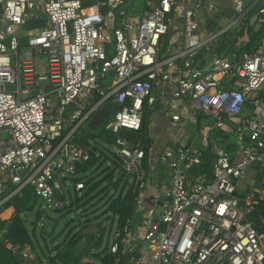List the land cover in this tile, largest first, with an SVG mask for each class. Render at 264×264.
Returning <instances> with one entry per match:
<instances>
[{
  "label": "built area",
  "instance_id": "1",
  "mask_svg": "<svg viewBox=\"0 0 264 264\" xmlns=\"http://www.w3.org/2000/svg\"><path fill=\"white\" fill-rule=\"evenodd\" d=\"M128 1L0 0V208L26 186L47 208L71 205L67 194L86 188L77 167L90 158L73 138L101 107L115 106L103 126L139 191V216L108 244L112 264H264V220L255 218L264 203V35L255 51H216L220 35L248 16L244 0H232L227 27L206 35L196 18L204 0H144L138 15ZM256 22L264 25V8ZM157 106L177 130L199 117L212 123L197 129L202 147L177 143L159 154L170 184L155 196L146 193L150 146L123 130L141 131ZM215 130L233 132L237 149L212 140ZM207 147L212 178L194 172ZM3 220L0 245L21 264H42L31 244L5 237Z\"/></svg>",
  "mask_w": 264,
  "mask_h": 264
},
{
  "label": "trees",
  "instance_id": "2",
  "mask_svg": "<svg viewBox=\"0 0 264 264\" xmlns=\"http://www.w3.org/2000/svg\"><path fill=\"white\" fill-rule=\"evenodd\" d=\"M124 8L131 14L139 13L143 10L139 11L133 0L128 1ZM227 33H224L219 38L216 45L218 53L229 54L234 50L237 53L244 51L251 52L257 50L259 47L261 38L264 35V25L256 28V24H251L248 20L239 30L234 31L232 39L226 37ZM147 116L148 114H144L143 127L146 125ZM98 138L112 145L115 142L116 135L106 130L102 125L101 128H93V131L87 137H80L78 139L74 136L73 140L86 146L90 152L89 160L82 165H78L77 173L79 175L74 178L76 181L83 180L86 188L81 196L76 195L71 205H66L56 210L67 209L72 211L73 205L76 206V209H80L84 205L83 199L89 201L95 197L106 195L111 188L113 193L110 194L104 204L106 206L104 214H107L106 218L110 220L109 226L100 222L97 225L96 233L77 231L70 238H68V234L62 242L53 245V252L50 254L51 248L48 246V242L53 243L55 240L50 233L45 236L44 228L41 229L40 233L37 232L36 225L42 219L43 211L38 208L40 202L33 186H26L21 193L14 195L0 208L1 213L8 207H14L13 215L9 219L2 221V226L6 228L5 237L20 247H23L25 244H31L32 249L37 254L38 261L42 262V264H112L113 258L107 252L108 243L100 251L92 252L91 248L97 250L105 239L106 234L108 232L109 235L111 234L114 225V236L119 239L123 235V227L127 220L134 216V204L139 191L133 183L128 185L129 179L122 170L121 163L116 156L113 154L112 157L108 156L89 142L90 140L95 141ZM226 148L231 150L232 146L226 145ZM213 160V153L207 147L204 150L202 163L194 170L195 174L206 172L208 177L212 178ZM143 161L146 168V156ZM98 176H101V178L98 179ZM258 176L260 179L262 176L261 172L258 173ZM116 191L117 194L115 193ZM24 213H28L29 216L32 213L34 214L35 226L31 228L27 227L26 219L23 217ZM256 214V224L260 225L261 220H264V203L258 206ZM48 220L52 221L50 218ZM73 220L75 221L74 217ZM85 222L88 223L89 220ZM84 227H87L86 223ZM39 234L44 240L43 245L38 238ZM85 238L87 240L84 242ZM40 251L42 254H47V257L44 256L48 260L47 263H44L43 259L40 258L38 253ZM85 257H89V260L84 261ZM21 261L22 257L20 254H12L11 251L0 245V264H21Z\"/></svg>",
  "mask_w": 264,
  "mask_h": 264
},
{
  "label": "crops",
  "instance_id": "3",
  "mask_svg": "<svg viewBox=\"0 0 264 264\" xmlns=\"http://www.w3.org/2000/svg\"><path fill=\"white\" fill-rule=\"evenodd\" d=\"M135 4V2H134ZM208 4H214L218 6L219 10L218 11H212L207 9ZM136 6V4H135ZM253 6V5H252ZM251 9V7H249ZM143 9V6H142ZM134 15H138V13H135ZM235 14H234V8L232 4V0H204V5L197 9L196 12V18L199 22V30L203 35L208 34L211 31H220L223 28L227 27L230 22L233 20ZM250 21L251 24H256V28L260 27L261 25L257 24V19L256 21H252V16L249 14L246 18H244L241 22H239L237 25L234 27L228 28L226 31H224L220 37L228 32L231 29L239 30L246 21ZM219 26V29H216V27ZM234 30V31H235ZM110 107V109L113 108V106H107ZM160 107H163V115L168 117L167 121V126L165 129L162 128L161 126V120H157L156 123L153 124V127H150L151 122L153 121V118L157 116V114L160 115ZM114 108L112 110V113L107 117H111V115L114 112ZM150 111L145 112V114H148L147 119H146V125L141 129V131H130V130H123L124 133L126 134L127 137H129L130 140H134V137H142L146 140V143H148V146L150 148H146L145 150V156L147 159V174H148V188L147 190V195H162L164 190L169 186L170 184V179L167 181V177L170 178L169 174V169L168 171L164 168L163 165H161L158 162V156L159 154L167 148H171L177 143H191L196 147H202V137L198 134L197 129L200 126V120L203 117H199L198 122L194 124H188V125H196L195 127V135H190L186 131V127L183 128L182 130H177L176 128L172 127L170 123V118L166 114V109L164 106H157L153 109H149ZM150 112V113H149ZM106 118V119H107ZM105 119V120H106ZM90 120V119H89ZM104 120V121H105ZM88 121V120H87ZM86 121V122H87ZM104 123V122H103ZM102 123V125H103ZM101 125V126H102ZM100 126V127H101ZM90 127V126H89ZM90 130L93 131V128L90 127ZM212 133L215 135H212ZM216 133H218L216 135ZM88 133L82 131V136L81 137H87ZM129 135V136H128ZM136 135V136H135ZM133 136V137H132ZM222 132L221 131H212L210 138L214 140L215 138H219V143L226 147V145H231L232 149L230 151H235L237 148L235 145H233L232 141H230V137L224 138L222 137ZM221 137V138H220ZM91 141V140H90ZM168 173V175H167ZM129 185V183H128ZM14 213V207H8L5 209L3 212L0 213L2 219L7 220L9 219ZM139 215L134 214V217L137 218ZM30 217V216H29ZM32 264H37V263H32Z\"/></svg>",
  "mask_w": 264,
  "mask_h": 264
},
{
  "label": "rangeland",
  "instance_id": "4",
  "mask_svg": "<svg viewBox=\"0 0 264 264\" xmlns=\"http://www.w3.org/2000/svg\"><path fill=\"white\" fill-rule=\"evenodd\" d=\"M133 2H135L137 9H139V11H140L142 9L143 4H144V0H133ZM140 13L141 12H139L138 14H140ZM216 29H219V26H217ZM234 30L235 29H231L228 31V33L226 34V37L228 39L229 38L232 39L234 37V34H233ZM165 45L169 46L168 38L165 41ZM110 81H111V79H108V83H110ZM147 111H150V110H147ZM160 111H162V112H160V115L157 114V116L155 118H153V121L151 122L150 127H153V124L156 123L157 120H161L160 124H161L162 128L163 129L166 128L168 117L163 115V112H164L163 107H160ZM89 121L90 120H88L87 122H85L82 125L80 130L75 134V137H77L79 139L82 136V131L86 132L88 134L92 131V130H90V127H89ZM200 122H201L200 126L207 125V124L212 123V119L209 117H203V118H201ZM195 127H196V125H187L185 129L188 132V134L195 135L194 134L195 133L194 132ZM123 134L126 135L127 133L125 134L123 131ZM212 135H213V133H212ZM230 141H232L233 143L237 142L236 136L233 132H231V134H230ZM89 142L92 145H95L98 150H101L105 154H107L108 156L112 157V145L111 144H107L106 142H104L100 138H98L95 141L91 140ZM164 168L168 171V168L166 166H164ZM167 175H168V173H167ZM168 177H169V175H168ZM168 177H167V181H169V179H170ZM100 178H101V176H98V179H100ZM84 191L85 190H83L82 193H80L79 195L81 196ZM112 193H113V190L110 188L109 193L106 195L104 194L102 196L95 197L89 201L86 199H83L84 205L81 206L79 212L77 210L69 211L67 209L57 211V210L47 208L43 203H40L38 205V208L43 211V217H42L43 219H41L36 225L37 232L40 233L41 229L43 228V226H42L43 223H45V221H48L49 218L52 219V222L55 223L54 229H50V228L45 229V236L49 235V233H50V234H52V237L55 240L53 243L48 242L49 243L48 246L51 248L50 253L53 252V245L62 242L68 234H69L68 238H70L71 235L77 231H82L83 233H96L97 225L100 222H102L104 225L109 226L110 220H107V218H106L107 214H104V209L106 208V206H104V204H105V201L110 196V194H112ZM115 193L117 194V191ZM77 194L78 193L75 190L70 191L67 194V198H66L67 201L70 199H74ZM73 217L75 218V221L73 220ZM30 219H32V220L34 219L33 213L30 214ZM87 220H89L88 223L85 222ZM85 223L87 225L86 228L84 227ZM26 225L28 228L32 227L30 225V221L28 219H26ZM114 231H115V225L112 227L111 234L109 235L108 234L109 232L106 234L105 239L103 240L101 246L97 250L95 248L93 249L90 247L91 251L92 252L100 251L101 249L104 248L105 244L111 243L115 237ZM38 238H39L41 244L43 245L44 240L40 234L38 235ZM86 240H87V238H85L83 241L85 242ZM38 253H39L40 258L43 260L45 259V257H47V254H44V253L42 254L41 251ZM85 258H87V257H85ZM87 259H89V257Z\"/></svg>",
  "mask_w": 264,
  "mask_h": 264
},
{
  "label": "water",
  "instance_id": "5",
  "mask_svg": "<svg viewBox=\"0 0 264 264\" xmlns=\"http://www.w3.org/2000/svg\"><path fill=\"white\" fill-rule=\"evenodd\" d=\"M253 5V6H252ZM244 6L247 7H251L250 9V14L252 16V21H256L257 19V14L258 12L264 8V0H244ZM41 17H45L44 13H41L40 15ZM111 114V109L110 107H101L96 113H94L92 115V117L90 118L89 121V126L91 128H95L98 129L100 128V126L102 125V123L104 122V120ZM23 217L25 219H28L30 221V225L31 226H35L36 222L33 219H30L29 214L28 213H24ZM43 219V218H42ZM43 228L47 229H54L55 228V223L52 221H45V223H43ZM51 252V251H50Z\"/></svg>",
  "mask_w": 264,
  "mask_h": 264
},
{
  "label": "flooded vegetation",
  "instance_id": "6",
  "mask_svg": "<svg viewBox=\"0 0 264 264\" xmlns=\"http://www.w3.org/2000/svg\"><path fill=\"white\" fill-rule=\"evenodd\" d=\"M113 108H115V106H113ZM113 108L111 109V113H112ZM48 221H49V220H48ZM49 222H50V221H49Z\"/></svg>",
  "mask_w": 264,
  "mask_h": 264
}]
</instances>
